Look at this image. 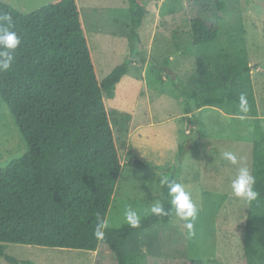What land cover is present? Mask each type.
Wrapping results in <instances>:
<instances>
[{
    "label": "trees",
    "instance_id": "trees-1",
    "mask_svg": "<svg viewBox=\"0 0 264 264\" xmlns=\"http://www.w3.org/2000/svg\"><path fill=\"white\" fill-rule=\"evenodd\" d=\"M128 1L133 27H138L146 5L143 0ZM4 14L14 18L22 43L12 69L0 72V96L28 150L0 168V257L18 262L4 252L7 243L89 252L104 246L117 264H129L121 244L129 243L135 232L159 222L168 224L174 213L167 185H161L159 198L167 215L150 213L138 227L124 223L106 228L103 239L94 235L97 223H106L117 192L124 165L121 149L127 145L133 121L132 113L109 109L106 98L117 97L131 60L126 59L102 80L98 78L77 0H54L29 13L0 0V15ZM191 31L192 45H203L217 39L219 26L195 18ZM250 71L246 57L224 52L199 59L187 81L176 77L174 83L187 99V112L232 107L252 118L253 175L260 195L250 204L244 252L247 264H264V118L259 117ZM153 72L161 77L162 68L155 65ZM242 94L246 112L240 108ZM150 131L175 155V164L164 169V174L172 172L169 181H175V169L186 152L184 145L171 144L177 142L178 125L169 120L151 126ZM133 163L139 168H159L138 158ZM186 264L205 262L190 258Z\"/></svg>",
    "mask_w": 264,
    "mask_h": 264
},
{
    "label": "rangeland",
    "instance_id": "rangeland-1",
    "mask_svg": "<svg viewBox=\"0 0 264 264\" xmlns=\"http://www.w3.org/2000/svg\"><path fill=\"white\" fill-rule=\"evenodd\" d=\"M2 1L29 13L54 0ZM77 1L98 78L102 80L126 59L131 60L117 87V97L106 98L109 109L119 108L133 115L130 137L121 149L124 165L106 228L127 223L126 208L146 217L150 213L145 210L160 200V179L172 175L171 171L164 174V169L175 164V155L150 129L169 120L178 125L175 143L186 147L175 169V181L192 193L199 209L194 234L190 235L187 222L175 211L168 224L159 222L149 230L135 232L129 243L132 240L136 247L143 238L153 245L147 255L129 246V264H186L190 258L205 264H247L244 239L250 204L235 197L231 182L240 167L247 166L253 174L252 118L234 112L232 107L187 112V99L175 87L174 78L187 81L205 56L224 52L244 56L250 64L259 117L264 118V0H143L147 11L138 27H133L128 0ZM195 18L218 24L217 39L192 45L191 21ZM155 65L162 68L161 77L153 72ZM27 150L26 140L0 96V168ZM224 152L234 153L237 163L223 159ZM134 158L159 168H139ZM4 252L18 262L0 257V264H97L101 260L117 264L104 246L89 252L7 243ZM152 256L160 257L159 261L150 259Z\"/></svg>",
    "mask_w": 264,
    "mask_h": 264
},
{
    "label": "clouds",
    "instance_id": "clouds-1",
    "mask_svg": "<svg viewBox=\"0 0 264 264\" xmlns=\"http://www.w3.org/2000/svg\"><path fill=\"white\" fill-rule=\"evenodd\" d=\"M16 25L14 18L11 15H0V72H6L12 69L15 61V53L22 43V37L15 30ZM240 108L242 111H247V101L242 94L240 97ZM223 159L237 163V156L232 152H224ZM161 185H167L168 196L170 197V204L175 211V215L180 219L186 221V227L190 235L194 234V223L199 215L192 193L186 190L184 184L176 181H169L167 176L160 179ZM256 177L247 167H240L238 174L231 182V189L235 197L244 201L247 204L257 200L259 192L255 188ZM146 213L153 215H167L168 212L160 201L152 203ZM125 221L133 228L138 227L141 223V214L131 208H126L124 213ZM107 225L103 220L97 223L94 235L97 239H103L105 236V229Z\"/></svg>",
    "mask_w": 264,
    "mask_h": 264
},
{
    "label": "crops",
    "instance_id": "crops-1",
    "mask_svg": "<svg viewBox=\"0 0 264 264\" xmlns=\"http://www.w3.org/2000/svg\"><path fill=\"white\" fill-rule=\"evenodd\" d=\"M153 126V125H152ZM178 135H179V129H178ZM165 142H168V143H170L169 141H165ZM171 144H173L174 145V147H177L178 148V143H175V142H171ZM165 147H167V143L165 144ZM168 159V158H167ZM167 159L165 160V162H163V164L164 163H166L167 162ZM171 159H172V157H171ZM169 163V162H168ZM156 166V165H155ZM165 166H167V165H165ZM162 168H164V166H162ZM160 201V200H159ZM158 224V223H157ZM157 224H155V225H153L152 227H154V226H156ZM151 227V228H152ZM150 228V229H151ZM149 230V229H148ZM138 237H141V235H138ZM147 241L145 240V239H140V241H139V243H137L138 244V246H134V244L135 243H126V244H124V246H125V249H123V250H125L126 252H128V255L131 253V251H130V249H129V246H132L133 247V249H135L136 250V252L138 251V252H140V253H143L142 255H147V254H149V253H147V252H149L148 250H150L151 249V245H153V243H146ZM140 243H143L142 244V247L140 248ZM140 244V245H139ZM122 245V244H121ZM149 245V246H148ZM158 247H160V243H158ZM132 249V250H133ZM155 249V248H154ZM156 253V252H155ZM153 254V253H152Z\"/></svg>",
    "mask_w": 264,
    "mask_h": 264
}]
</instances>
